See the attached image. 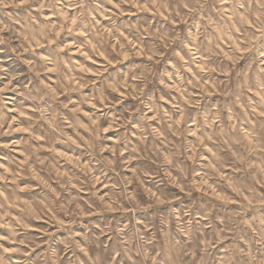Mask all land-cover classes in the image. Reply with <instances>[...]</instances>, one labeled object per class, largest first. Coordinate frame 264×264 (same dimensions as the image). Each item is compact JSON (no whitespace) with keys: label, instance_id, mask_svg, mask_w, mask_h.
<instances>
[{"label":"clouds","instance_id":"obj_1","mask_svg":"<svg viewBox=\"0 0 264 264\" xmlns=\"http://www.w3.org/2000/svg\"><path fill=\"white\" fill-rule=\"evenodd\" d=\"M0 264H264V0H0Z\"/></svg>","mask_w":264,"mask_h":264}]
</instances>
